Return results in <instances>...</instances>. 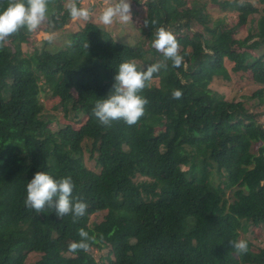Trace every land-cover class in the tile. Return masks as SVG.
Listing matches in <instances>:
<instances>
[{
  "label": "trees",
  "instance_id": "obj_1",
  "mask_svg": "<svg viewBox=\"0 0 264 264\" xmlns=\"http://www.w3.org/2000/svg\"><path fill=\"white\" fill-rule=\"evenodd\" d=\"M211 1L237 22L231 15L214 20L208 0H137L147 8L141 30L148 48L91 20L55 51L45 40L28 52L33 32L26 28L7 38L0 48V264H27L31 255H39L31 264H101L94 248H107L108 264H264V245L254 251L245 237L248 252L237 254L231 244L253 234L252 227L264 228V111L215 86L219 77L230 78L227 61L231 73L264 85V53L250 50L252 42L254 49L264 45V0ZM67 2L51 0L46 31L67 25ZM7 6L0 0V12ZM249 22L256 31L239 38ZM160 27L180 45L178 68L152 47ZM131 60L138 69L167 67L146 82L140 95L148 104L135 125H101L95 103ZM44 86L58 98L56 109L75 113V123L86 117L84 123L53 126L55 115L40 97ZM176 90L180 99L172 96ZM241 96L264 104V86ZM151 115L158 130L142 131ZM37 171L71 176L72 196L87 203L86 214L73 222L72 214L61 219L47 206L40 213L27 208L26 186ZM96 213L103 217L92 226ZM80 229L96 238L89 249L61 248L64 240L79 242Z\"/></svg>",
  "mask_w": 264,
  "mask_h": 264
},
{
  "label": "clouds",
  "instance_id": "obj_2",
  "mask_svg": "<svg viewBox=\"0 0 264 264\" xmlns=\"http://www.w3.org/2000/svg\"><path fill=\"white\" fill-rule=\"evenodd\" d=\"M50 3L51 0H8V6L0 12V48L10 35L21 28H26L29 32L36 31L47 18ZM67 6L74 20L87 21L90 18V10L79 7L78 0H68ZM131 16V0H118L114 6L106 7L98 19L107 26L117 18L121 22H127ZM152 47L161 52L165 60H171L174 67L181 66L183 57L179 54L180 45L171 31L164 27L158 28ZM165 67L167 65L164 62L151 64L146 69H138L134 60L121 63L114 77L112 90L106 98L98 99L93 108V115L99 123L110 126L113 121L122 119L129 126L135 125L144 116L145 106L148 104V100L140 93L146 82ZM172 96L174 99H180L182 92L176 90ZM74 187L71 176L57 179L48 172L37 171L27 183L24 204L38 213L44 211L47 206L54 209L57 217L61 219L67 214H72L73 222H76L86 214L88 205L82 198H73ZM78 235L81 240L70 246L73 252L87 251L89 242H95L96 239L84 229H80ZM231 244L237 254L248 252L245 240L232 241Z\"/></svg>",
  "mask_w": 264,
  "mask_h": 264
},
{
  "label": "rangeland",
  "instance_id": "obj_3",
  "mask_svg": "<svg viewBox=\"0 0 264 264\" xmlns=\"http://www.w3.org/2000/svg\"><path fill=\"white\" fill-rule=\"evenodd\" d=\"M208 5V11L211 14L214 20H219L224 18L225 16H232V21L237 22L238 18L230 14V10L227 8L222 7L220 4L216 2H212L211 0ZM257 5H261L263 0H251ZM68 3V2H67ZM118 3V0H82L81 6L84 8H88L91 12L90 18L88 20L97 22L98 24L102 25L105 29L110 31L117 39L131 43V44H143L146 48L150 46L149 40L142 33V28L145 27V16L147 8L144 3H138L137 0H131V13L132 16L127 22H121L118 18L114 20L111 25H104L99 21V16L102 11L108 6H114ZM87 20V21H88ZM87 21L85 20H74L71 18L67 25L63 29H59L57 31L48 32L44 29V23L36 30L33 31L32 37L30 39V44L25 46L28 52H32L34 48H42L45 46L44 41L49 40L47 44V48L51 51L58 50L62 48L67 41L68 33L73 32L74 30L78 29L80 26L84 25ZM256 24L249 22L245 26H242V29L238 33L239 38L246 37L250 32H255ZM255 42L251 43L250 50L256 54L264 53V45L254 49ZM231 62H226V69L230 72V78L226 79L225 77H219L215 81V86L220 88L225 92L228 98H235V100L241 99L245 102V105L252 109V111H264V104H261V99L259 97H255L253 99H248L246 97L241 96V94L250 96L258 90L259 88L263 87L264 85L258 84L255 81H252L249 76L245 75L242 78L240 75H235L231 73ZM41 100L44 103L46 111L49 113H53L55 117H53L52 125L54 126L57 121H66L76 124V126H80L86 120V117H82L81 122L75 123L74 114L72 112H66L62 110H58L55 107L58 104V98L53 96L50 89L47 86H44L41 91ZM259 105V106H258ZM75 108H77V104H74ZM257 106V107H255ZM159 121L156 116H149L147 120L142 124L141 129L145 132H150L153 130H158ZM86 162L90 168H94V163L89 159V153L86 152ZM219 178L217 175L214 176V181L218 182ZM231 194L228 191V196ZM104 213V212H103ZM103 213H96L93 214L91 217V225L93 226L95 222H99L102 217ZM253 234L248 232L246 236L242 235L241 240L245 237H248L250 240L254 242L255 247H253L254 251H257L259 246L264 245V228L263 227H252ZM61 248L70 252L71 242L64 240L60 243ZM92 252L97 260L100 261L101 264H108L107 259L105 257L108 255L107 248L103 250H98L97 248L92 249ZM104 257V258H103ZM39 258V255H31L28 260L27 264L33 263L35 260ZM103 258V259H102ZM105 260V261H104Z\"/></svg>",
  "mask_w": 264,
  "mask_h": 264
}]
</instances>
